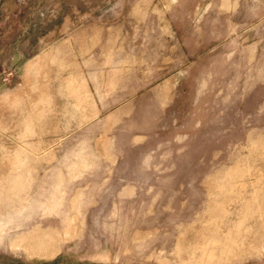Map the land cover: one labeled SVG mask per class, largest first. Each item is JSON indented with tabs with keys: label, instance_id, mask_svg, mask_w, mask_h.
<instances>
[{
	"label": "rangeland",
	"instance_id": "1",
	"mask_svg": "<svg viewBox=\"0 0 264 264\" xmlns=\"http://www.w3.org/2000/svg\"><path fill=\"white\" fill-rule=\"evenodd\" d=\"M0 264H264V0H0Z\"/></svg>",
	"mask_w": 264,
	"mask_h": 264
}]
</instances>
